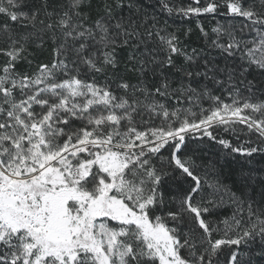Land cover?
<instances>
[{
	"label": "snow or ice",
	"instance_id": "obj_1",
	"mask_svg": "<svg viewBox=\"0 0 264 264\" xmlns=\"http://www.w3.org/2000/svg\"><path fill=\"white\" fill-rule=\"evenodd\" d=\"M194 3L175 11L189 16L223 7L246 21L239 36L232 26L213 29L211 46L223 63L205 58L200 64L182 52L175 34L138 22L134 0H105L94 20L82 11L91 7L85 0H0V38L7 45L0 47L7 58L0 65V264H251V252L241 249L257 237L264 256V210L249 202L245 223L246 193L238 196L214 181L215 193L223 190L237 206L230 220L214 221L209 205L216 201L203 199L208 181L197 174L191 147L208 137L248 164L254 153L264 154V0ZM162 7L174 10L168 0ZM245 30L255 33L251 40ZM153 37L168 53L162 59L148 51ZM46 38L51 62L31 74L18 72L27 45L39 40L42 46ZM139 44L145 51L138 67L135 53L130 56L131 70L159 73L155 87L121 80L117 95L107 82L87 78L116 68L117 47L138 50ZM172 54L184 55L195 69H177L183 75L175 88L165 74L175 67ZM209 83L226 88L232 102L214 96ZM173 98L179 106L167 102ZM205 98L207 109L200 107ZM154 119L160 123L153 125ZM241 125L256 136V147L215 134L236 133ZM256 171L241 173L243 188L252 187ZM169 180L181 187L173 191ZM260 183L264 199V178Z\"/></svg>",
	"mask_w": 264,
	"mask_h": 264
},
{
	"label": "trees",
	"instance_id": "obj_2",
	"mask_svg": "<svg viewBox=\"0 0 264 264\" xmlns=\"http://www.w3.org/2000/svg\"><path fill=\"white\" fill-rule=\"evenodd\" d=\"M38 2V0H37ZM60 0H49L50 5L58 4ZM163 0H134L135 7L132 9V15L134 19L138 22L145 21L146 25L155 22L156 27L153 31L162 30L161 34H175L179 40V47L182 52L187 53L189 56H193L194 60H197L200 64H203L205 58L213 60L216 63H223L219 49L211 46V41L217 38L216 33L213 29L218 26H223L228 28L232 26L236 29V34L239 36L241 26L246 22L244 18L241 17H231L226 15V9L221 7L216 13H207L199 15H189L184 16L179 12L175 11V8L196 6L194 0H168L170 6H174V10L169 13L162 7ZM222 2V0H219ZM86 5L90 4L91 7H83L82 11L87 13L91 20L97 18L98 15L103 14V6L105 0H85ZM127 0H125V4ZM205 0H200V6H203ZM51 10V7L49 8ZM139 10V11H137ZM123 15L128 16V8L125 7ZM3 19V17H0ZM143 32V29H141ZM255 33L252 35H247V30H245L244 38L251 40ZM221 42H224L222 39ZM5 41L0 38V47H6ZM148 51L151 52L153 49L156 51L153 53L158 58H164L168 53L164 50L159 42L158 37H153L152 40L147 43ZM52 43L47 38L42 46H40L39 40L35 42H30L27 45V51L24 53V58H22L17 64V71L21 73L31 74L36 71L37 66L40 63H50L52 60ZM145 51V45L139 44L138 50L133 49L129 46L117 47L115 52V57L117 60V66L113 69L109 66L104 73H92L87 78H95L99 83L107 82L113 91L117 95H121L122 90L117 88V85L121 80L127 81L132 84H137L140 80H143L145 84L149 87H155L160 82V75L157 73L153 76L151 72L146 75H141L138 71L131 70L133 68V61L130 56L135 53V58L138 61L140 54ZM7 58L0 55V65H2ZM172 59L175 67H166L165 74L170 80L173 81V87H177L180 77L183 75L182 72H178L177 69L185 68L189 71H194L195 69L189 62H186L184 55L172 54ZM87 72V69H83ZM251 79V77H249ZM196 81L200 83H205L202 78H195ZM195 86V83L193 84ZM208 87L212 89V94L214 96H220L225 103H231L232 98L229 96L227 89H221L219 86H214L211 83ZM247 95V93H243ZM258 95L254 97L260 99ZM159 99V98H158ZM171 106L177 105L176 100L170 99L167 101ZM180 104L184 108L190 106V102L186 97H182ZM211 104V101L207 98L200 102V107L207 109ZM192 111L198 113L200 111L199 107L192 106ZM144 119L147 120L148 116L145 115ZM160 120L154 119L152 124L158 125ZM78 126V125H77ZM242 129V130H241ZM247 129L241 125L236 133L231 130L225 132L223 129H217L215 134L218 138H223L229 140L234 145L236 143H245L248 141L252 142V146L256 147V136L246 135ZM239 137V140H237ZM191 147L196 148L194 159L197 165V174L201 175L208 183L203 186L202 196L203 199H212L216 201L215 205H209L212 211V218L214 221L219 222L225 219H229L237 212V206L232 202L230 197L223 192V190L217 194L210 185L214 181L226 185L231 192L236 193L238 196L241 191H244L246 195L243 197L245 200V210L243 213V219L245 223L248 222L249 217L247 215V204L252 203L254 209L264 210V199L261 197V179L264 178V173H260L259 169L264 168V154L254 153L252 163L248 164L247 160L238 154L228 155L227 150L223 149L222 146L218 145L214 141H211L208 137L201 138L197 143L191 145ZM162 155L168 156V151L162 150ZM249 168H255L257 171L253 173L255 177L254 180L250 181L252 187L243 188V181L240 179L241 173H247ZM206 174V175H205ZM168 187L173 191H177L181 184L174 181L166 182ZM186 186V185H185ZM171 197L172 192L167 194ZM223 196V202H220V197ZM200 199V197H197ZM255 219L254 217L252 218ZM223 228V224L220 225ZM219 238V237H216ZM260 240L257 237L256 243L251 246V248L241 249L242 253L251 252V264H264V256L259 255L260 252ZM225 254L230 255L228 249H225ZM249 259V257H245ZM223 260V256H222Z\"/></svg>",
	"mask_w": 264,
	"mask_h": 264
}]
</instances>
